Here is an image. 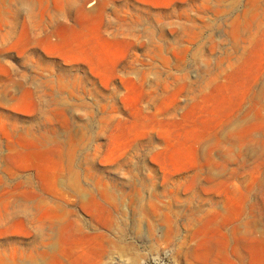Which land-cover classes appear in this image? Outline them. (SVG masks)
<instances>
[{
	"label": "rangeland",
	"instance_id": "374dc122",
	"mask_svg": "<svg viewBox=\"0 0 264 264\" xmlns=\"http://www.w3.org/2000/svg\"><path fill=\"white\" fill-rule=\"evenodd\" d=\"M0 264H264V0H0Z\"/></svg>",
	"mask_w": 264,
	"mask_h": 264
}]
</instances>
